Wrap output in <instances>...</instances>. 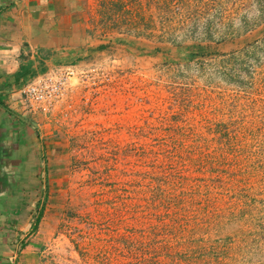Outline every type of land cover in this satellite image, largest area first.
<instances>
[{"label": "rangeland", "instance_id": "obj_1", "mask_svg": "<svg viewBox=\"0 0 264 264\" xmlns=\"http://www.w3.org/2000/svg\"><path fill=\"white\" fill-rule=\"evenodd\" d=\"M51 1L85 37L22 114L36 264H264V0Z\"/></svg>", "mask_w": 264, "mask_h": 264}, {"label": "crops", "instance_id": "obj_2", "mask_svg": "<svg viewBox=\"0 0 264 264\" xmlns=\"http://www.w3.org/2000/svg\"><path fill=\"white\" fill-rule=\"evenodd\" d=\"M65 12L51 0H0V264H36L41 254L32 246L31 226L37 216L33 194L44 171L35 158L43 145L19 112L15 93L84 40Z\"/></svg>", "mask_w": 264, "mask_h": 264}, {"label": "built area", "instance_id": "obj_3", "mask_svg": "<svg viewBox=\"0 0 264 264\" xmlns=\"http://www.w3.org/2000/svg\"><path fill=\"white\" fill-rule=\"evenodd\" d=\"M67 79L56 67L33 75L15 93L19 112L29 115L53 112L66 88Z\"/></svg>", "mask_w": 264, "mask_h": 264}, {"label": "trees", "instance_id": "obj_4", "mask_svg": "<svg viewBox=\"0 0 264 264\" xmlns=\"http://www.w3.org/2000/svg\"><path fill=\"white\" fill-rule=\"evenodd\" d=\"M114 1H115V0H112V2H114ZM197 54H198V53H193V54H192V57H193V56H197ZM38 205H39V203H38ZM40 218H41V212L38 213L37 216H36V221H35V224H34V230H35V228L37 227V224L39 223Z\"/></svg>", "mask_w": 264, "mask_h": 264}]
</instances>
